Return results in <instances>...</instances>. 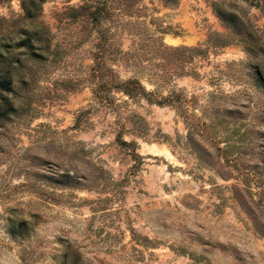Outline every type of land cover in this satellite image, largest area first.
Instances as JSON below:
<instances>
[{
	"label": "rangeland",
	"instance_id": "1",
	"mask_svg": "<svg viewBox=\"0 0 264 264\" xmlns=\"http://www.w3.org/2000/svg\"><path fill=\"white\" fill-rule=\"evenodd\" d=\"M0 51V264H264V0H0Z\"/></svg>",
	"mask_w": 264,
	"mask_h": 264
},
{
	"label": "trees",
	"instance_id": "2",
	"mask_svg": "<svg viewBox=\"0 0 264 264\" xmlns=\"http://www.w3.org/2000/svg\"><path fill=\"white\" fill-rule=\"evenodd\" d=\"M43 0H22V7L24 9V14L27 16H33L38 12L40 2ZM213 9L217 16L224 22V24L236 33H239V29L241 27L239 17L230 9H225L222 7L221 3L213 2ZM224 40H221V42ZM28 45L31 47L33 44L31 41L28 42ZM7 48V46H6ZM30 55L35 57L38 55L36 49L30 48ZM3 52L0 51V55ZM9 64V63H8ZM11 87V66L5 65L0 67V89L2 90H10ZM120 87L129 93L130 95L136 94L138 91H142L143 88L140 86L135 80L132 78L123 81L120 83ZM11 102L6 96H0V114L6 110L10 109Z\"/></svg>",
	"mask_w": 264,
	"mask_h": 264
},
{
	"label": "bare ground",
	"instance_id": "3",
	"mask_svg": "<svg viewBox=\"0 0 264 264\" xmlns=\"http://www.w3.org/2000/svg\"><path fill=\"white\" fill-rule=\"evenodd\" d=\"M169 37H171V36H169ZM172 39V38H171ZM177 39V38H176ZM176 39H173L172 41H174V40H176ZM171 42V41H170ZM174 43H175V41H174Z\"/></svg>",
	"mask_w": 264,
	"mask_h": 264
}]
</instances>
